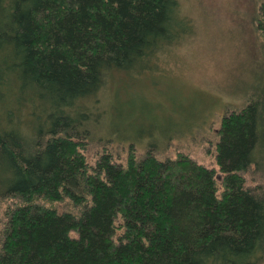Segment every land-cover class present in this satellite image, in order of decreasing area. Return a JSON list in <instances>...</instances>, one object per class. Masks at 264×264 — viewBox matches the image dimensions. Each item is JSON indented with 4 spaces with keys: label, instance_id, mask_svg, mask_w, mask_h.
<instances>
[{
    "label": "trees",
    "instance_id": "1",
    "mask_svg": "<svg viewBox=\"0 0 264 264\" xmlns=\"http://www.w3.org/2000/svg\"><path fill=\"white\" fill-rule=\"evenodd\" d=\"M180 18L177 0H0V264H264V191L242 177L264 150L256 101L220 119V188L215 170L136 156L130 139L122 162L79 152L117 116L116 77L149 71Z\"/></svg>",
    "mask_w": 264,
    "mask_h": 264
},
{
    "label": "rangeland",
    "instance_id": "2",
    "mask_svg": "<svg viewBox=\"0 0 264 264\" xmlns=\"http://www.w3.org/2000/svg\"><path fill=\"white\" fill-rule=\"evenodd\" d=\"M177 2L182 23L175 43L140 79L126 82L116 77L113 90L117 94L109 108L117 116L105 110L111 117L104 122L108 130H102L101 124L91 128L94 140H87L79 152L90 166L101 151L122 162L132 140L136 156L149 148L158 160L182 154L196 165L215 170L220 188L221 174L214 162L220 119L251 101L259 104L264 118V40L257 27L264 0ZM130 98L124 112V101ZM106 101L103 95L102 102ZM131 114L133 123L127 125ZM112 131L125 140L119 142ZM258 160L259 170L253 166L242 177L247 188L264 191V150ZM12 206H1L0 228ZM70 206L63 199L57 209L65 212Z\"/></svg>",
    "mask_w": 264,
    "mask_h": 264
}]
</instances>
